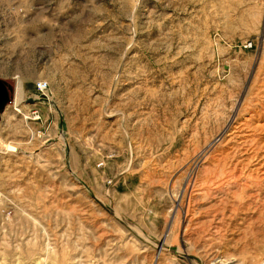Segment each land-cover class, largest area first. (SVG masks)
I'll use <instances>...</instances> for the list:
<instances>
[{"label": "rangeland", "instance_id": "374dc122", "mask_svg": "<svg viewBox=\"0 0 264 264\" xmlns=\"http://www.w3.org/2000/svg\"><path fill=\"white\" fill-rule=\"evenodd\" d=\"M0 76V264H264V0H0Z\"/></svg>", "mask_w": 264, "mask_h": 264}, {"label": "water", "instance_id": "95a60500", "mask_svg": "<svg viewBox=\"0 0 264 264\" xmlns=\"http://www.w3.org/2000/svg\"><path fill=\"white\" fill-rule=\"evenodd\" d=\"M13 91V80L0 76V110L3 105L10 101Z\"/></svg>", "mask_w": 264, "mask_h": 264}, {"label": "bare ground", "instance_id": "6f19581e", "mask_svg": "<svg viewBox=\"0 0 264 264\" xmlns=\"http://www.w3.org/2000/svg\"><path fill=\"white\" fill-rule=\"evenodd\" d=\"M19 91H20L19 85L15 81H13L12 97H11L10 101L8 102V104L11 103V101H12V103H11V105H8V104L3 105L2 109L0 110V116H1V113H2V111L6 105H8L10 107L12 106L16 109L18 102L21 101V94L19 93ZM9 149L14 150L15 148L13 146L7 144L4 148V150H9Z\"/></svg>", "mask_w": 264, "mask_h": 264}, {"label": "built area", "instance_id": "2783aa9c", "mask_svg": "<svg viewBox=\"0 0 264 264\" xmlns=\"http://www.w3.org/2000/svg\"><path fill=\"white\" fill-rule=\"evenodd\" d=\"M45 81H43V80H38L37 82H36V88L37 89H42V88H44L45 87Z\"/></svg>", "mask_w": 264, "mask_h": 264}]
</instances>
